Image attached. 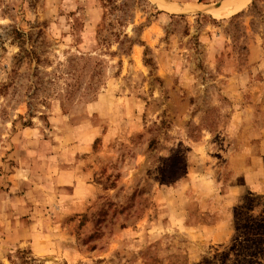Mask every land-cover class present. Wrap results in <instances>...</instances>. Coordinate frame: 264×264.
<instances>
[{"label":"rangeland","instance_id":"rangeland-1","mask_svg":"<svg viewBox=\"0 0 264 264\" xmlns=\"http://www.w3.org/2000/svg\"><path fill=\"white\" fill-rule=\"evenodd\" d=\"M220 1L0 0V264H264V0Z\"/></svg>","mask_w":264,"mask_h":264},{"label":"bare ground","instance_id":"bare-ground-1","mask_svg":"<svg viewBox=\"0 0 264 264\" xmlns=\"http://www.w3.org/2000/svg\"><path fill=\"white\" fill-rule=\"evenodd\" d=\"M246 2L247 0H226L222 3V5L217 6L218 8L216 7L217 9L212 12V15L215 17L226 16L242 8Z\"/></svg>","mask_w":264,"mask_h":264},{"label":"water","instance_id":"water-1","mask_svg":"<svg viewBox=\"0 0 264 264\" xmlns=\"http://www.w3.org/2000/svg\"><path fill=\"white\" fill-rule=\"evenodd\" d=\"M220 2H221V1H220ZM220 2H218L214 7L219 6V5H220Z\"/></svg>","mask_w":264,"mask_h":264},{"label":"trees","instance_id":"trees-1","mask_svg":"<svg viewBox=\"0 0 264 264\" xmlns=\"http://www.w3.org/2000/svg\"><path fill=\"white\" fill-rule=\"evenodd\" d=\"M145 62L149 64V60L145 59Z\"/></svg>","mask_w":264,"mask_h":264}]
</instances>
